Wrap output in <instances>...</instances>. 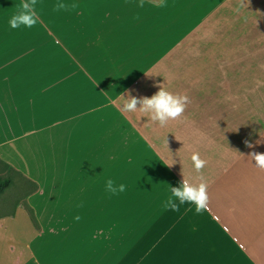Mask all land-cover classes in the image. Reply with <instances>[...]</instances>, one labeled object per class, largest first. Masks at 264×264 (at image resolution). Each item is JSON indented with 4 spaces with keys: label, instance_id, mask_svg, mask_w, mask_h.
Returning a JSON list of instances; mask_svg holds the SVG:
<instances>
[{
    "label": "crops",
    "instance_id": "obj_1",
    "mask_svg": "<svg viewBox=\"0 0 264 264\" xmlns=\"http://www.w3.org/2000/svg\"><path fill=\"white\" fill-rule=\"evenodd\" d=\"M160 2L36 0L12 28L31 0H0V161L38 186L0 264H264V0ZM163 86L190 99L164 127L108 106ZM184 178L200 213L165 207Z\"/></svg>",
    "mask_w": 264,
    "mask_h": 264
},
{
    "label": "clouds",
    "instance_id": "obj_2",
    "mask_svg": "<svg viewBox=\"0 0 264 264\" xmlns=\"http://www.w3.org/2000/svg\"><path fill=\"white\" fill-rule=\"evenodd\" d=\"M165 3L166 0H161L159 7H164ZM35 5L36 0H31L30 4L26 3L19 14L10 20L11 27L18 28L23 25L31 28L37 19ZM64 7L65 5L63 4L58 5V9ZM120 101H122V104H119ZM189 103L190 99L187 95L174 93L165 86L161 87L151 97L138 98L129 96L125 98L121 95L115 100L111 97L108 98V106L119 104L122 113H132L141 110L148 114L147 117L149 119L158 122L161 127L166 126L170 120L181 117ZM138 105L140 106L138 107ZM260 143V140L256 141V144ZM246 144L249 148L254 147L251 142L246 141ZM249 157L253 159L257 168L264 169V153L253 151ZM191 160L197 172H200L207 164V160L201 158L198 152L192 154ZM201 180L202 182L197 185L184 178L180 182L179 187L171 188V196L167 200L165 207H170L173 211H179L180 205L190 204L195 205L197 213L206 209L208 202L207 183L203 182V178ZM105 187L106 191L112 195L125 191L124 184L116 186L112 180H108Z\"/></svg>",
    "mask_w": 264,
    "mask_h": 264
},
{
    "label": "rangeland",
    "instance_id": "obj_3",
    "mask_svg": "<svg viewBox=\"0 0 264 264\" xmlns=\"http://www.w3.org/2000/svg\"><path fill=\"white\" fill-rule=\"evenodd\" d=\"M11 176L12 182L4 190H0V216L12 214L18 206H24V194L29 188L28 181L14 172L6 170L0 161V177Z\"/></svg>",
    "mask_w": 264,
    "mask_h": 264
},
{
    "label": "trees",
    "instance_id": "obj_4",
    "mask_svg": "<svg viewBox=\"0 0 264 264\" xmlns=\"http://www.w3.org/2000/svg\"><path fill=\"white\" fill-rule=\"evenodd\" d=\"M3 166H5V168H6V170L7 171H9V172H14V173H16V174H18L17 172H16V170L12 167V166H10V165H8V164H2ZM19 175V174H18ZM27 181H28V183H29V188H27V190L25 191V194H24V198H23V200L25 199V197H27L29 194H31V193H33L34 191H36L37 189H38V186H37V184L35 183V182H33L32 180H29V179H26ZM11 182H12V178H11V176L9 175V176H6V177H0V190H4L5 189V187H8L10 184H11ZM14 213V212H13ZM12 213V214H13Z\"/></svg>",
    "mask_w": 264,
    "mask_h": 264
}]
</instances>
